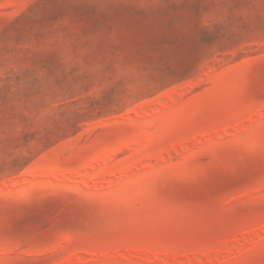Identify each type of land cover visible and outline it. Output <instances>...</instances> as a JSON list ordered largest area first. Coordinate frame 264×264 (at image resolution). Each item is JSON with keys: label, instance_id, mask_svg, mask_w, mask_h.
<instances>
[{"label": "rangeland", "instance_id": "obj_1", "mask_svg": "<svg viewBox=\"0 0 264 264\" xmlns=\"http://www.w3.org/2000/svg\"><path fill=\"white\" fill-rule=\"evenodd\" d=\"M0 264H264V0H0Z\"/></svg>", "mask_w": 264, "mask_h": 264}]
</instances>
